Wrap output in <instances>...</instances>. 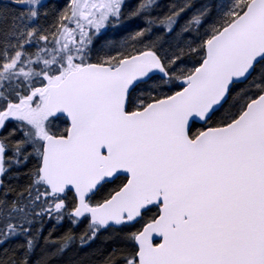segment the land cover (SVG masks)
Segmentation results:
<instances>
[{
    "label": "snow or ice",
    "instance_id": "6c2138e0",
    "mask_svg": "<svg viewBox=\"0 0 264 264\" xmlns=\"http://www.w3.org/2000/svg\"><path fill=\"white\" fill-rule=\"evenodd\" d=\"M0 264H264V0H0Z\"/></svg>",
    "mask_w": 264,
    "mask_h": 264
},
{
    "label": "trees",
    "instance_id": "16d2710c",
    "mask_svg": "<svg viewBox=\"0 0 264 264\" xmlns=\"http://www.w3.org/2000/svg\"><path fill=\"white\" fill-rule=\"evenodd\" d=\"M45 2H47V0H45ZM53 2H55L58 5H61V4L64 3V0H53ZM170 2H171V0H164L162 3L167 4V3H170ZM111 36H113V33H107L106 36L101 37V40L106 39V38L111 37ZM67 227H68L67 223L61 225L60 228H59V231L57 233H55V235H59L60 232H63Z\"/></svg>",
    "mask_w": 264,
    "mask_h": 264
},
{
    "label": "flooded vegetation",
    "instance_id": "af4514ba",
    "mask_svg": "<svg viewBox=\"0 0 264 264\" xmlns=\"http://www.w3.org/2000/svg\"><path fill=\"white\" fill-rule=\"evenodd\" d=\"M164 0H161V2H163ZM133 2H134V0H133Z\"/></svg>",
    "mask_w": 264,
    "mask_h": 264
}]
</instances>
